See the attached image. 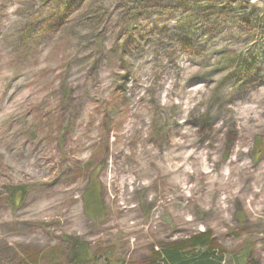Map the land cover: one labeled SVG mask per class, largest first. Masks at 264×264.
Segmentation results:
<instances>
[{
    "label": "rangeland",
    "instance_id": "1",
    "mask_svg": "<svg viewBox=\"0 0 264 264\" xmlns=\"http://www.w3.org/2000/svg\"><path fill=\"white\" fill-rule=\"evenodd\" d=\"M204 231L264 264V2L0 0V264Z\"/></svg>",
    "mask_w": 264,
    "mask_h": 264
},
{
    "label": "trees",
    "instance_id": "2",
    "mask_svg": "<svg viewBox=\"0 0 264 264\" xmlns=\"http://www.w3.org/2000/svg\"><path fill=\"white\" fill-rule=\"evenodd\" d=\"M169 118L170 113L167 112L162 122L171 121ZM213 244L212 233L208 231L196 233L187 240L173 243L163 248L162 251L155 252L154 264L156 261H159V264H221L223 255ZM72 252L71 262L74 264H88L91 259L93 261L94 255L91 250L87 246L77 243V241L75 244V240Z\"/></svg>",
    "mask_w": 264,
    "mask_h": 264
},
{
    "label": "water",
    "instance_id": "3",
    "mask_svg": "<svg viewBox=\"0 0 264 264\" xmlns=\"http://www.w3.org/2000/svg\"><path fill=\"white\" fill-rule=\"evenodd\" d=\"M244 1H247V2L261 1V2H264V0H244Z\"/></svg>",
    "mask_w": 264,
    "mask_h": 264
}]
</instances>
